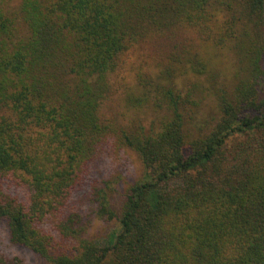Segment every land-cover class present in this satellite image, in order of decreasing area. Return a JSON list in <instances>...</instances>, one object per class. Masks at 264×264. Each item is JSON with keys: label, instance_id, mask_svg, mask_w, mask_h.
<instances>
[{"label": "trees", "instance_id": "obj_1", "mask_svg": "<svg viewBox=\"0 0 264 264\" xmlns=\"http://www.w3.org/2000/svg\"><path fill=\"white\" fill-rule=\"evenodd\" d=\"M177 29L202 47L192 40L139 81V96L126 93L150 111L149 126L105 119L110 77L127 55ZM226 53L231 80L218 84L209 60ZM262 82L264 0H0L9 242L47 264H264ZM202 85L214 114L198 124L190 108ZM111 146L142 166L123 191L90 175ZM95 220L103 233L89 229ZM0 264H23L1 239Z\"/></svg>", "mask_w": 264, "mask_h": 264}, {"label": "rangeland", "instance_id": "obj_2", "mask_svg": "<svg viewBox=\"0 0 264 264\" xmlns=\"http://www.w3.org/2000/svg\"><path fill=\"white\" fill-rule=\"evenodd\" d=\"M17 32L22 33L21 27L17 29ZM192 40H196L192 31L177 29L172 36L148 37L138 43L125 58L124 65L110 77L113 88L102 103L100 110L102 116L111 123L127 129H130L133 124L134 126L141 125L147 128L153 116L150 111L143 107L135 109L133 106L128 105L125 101L126 93H130L133 97L139 96L141 93L139 81L155 79L158 75L157 71L168 62L170 54L180 53L182 47L189 45ZM200 47L202 45L195 41V48L200 49ZM202 54L204 58L208 59L207 53ZM209 61V70L218 84L224 83L223 80L226 77L229 81L231 80L228 76L229 54L218 55V57L210 58ZM205 85L207 86V84ZM263 85L264 82L260 87L262 88ZM204 86H201L203 92L195 95L197 105L190 108L192 110H190V115L197 113L194 123L198 121V124L206 123L209 120L208 117L214 114V100L209 96V90H205ZM193 116L195 117V114ZM141 174L140 160L128 148L117 149L111 146V148H107V154L104 152L90 166L92 178L110 179L120 191L138 180ZM89 229L98 234L104 232L103 224L97 220L93 222ZM0 239L5 246V252L8 255L17 256L23 261V264H47L45 260L31 250L12 245L8 240V229L3 221H0Z\"/></svg>", "mask_w": 264, "mask_h": 264}]
</instances>
